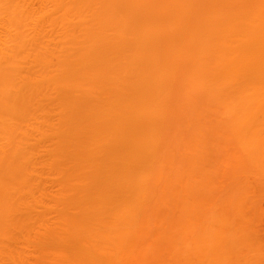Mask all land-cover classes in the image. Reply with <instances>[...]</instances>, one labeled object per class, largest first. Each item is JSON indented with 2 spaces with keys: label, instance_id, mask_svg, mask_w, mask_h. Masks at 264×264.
<instances>
[{
  "label": "bare ground",
  "instance_id": "obj_1",
  "mask_svg": "<svg viewBox=\"0 0 264 264\" xmlns=\"http://www.w3.org/2000/svg\"><path fill=\"white\" fill-rule=\"evenodd\" d=\"M261 192L264 0H0V264H260Z\"/></svg>",
  "mask_w": 264,
  "mask_h": 264
},
{
  "label": "rangeland",
  "instance_id": "obj_2",
  "mask_svg": "<svg viewBox=\"0 0 264 264\" xmlns=\"http://www.w3.org/2000/svg\"><path fill=\"white\" fill-rule=\"evenodd\" d=\"M37 6V7H36ZM39 6H40V4L38 3V2H36V4L34 5V7H35V9H37V8H39ZM223 180H225V179H223ZM253 180H251V182H252ZM255 181H253L252 183H254ZM225 193H227V192H225ZM229 194H231V193H229ZM259 195H257V200L256 199H254V201L253 200H249L248 201V203L246 202V208H250V209H252L253 207L254 208H256V207H262V208H264V193H262L261 192V196H260V193H258ZM227 195V194H226ZM226 195H225V197H226ZM217 196H219V197H223L224 195H218L217 194ZM228 196V195H227ZM230 196H232V194L230 195ZM258 196H260V201L258 202V199H259V197ZM229 197V196H228ZM219 199V198H218ZM222 200L224 201V199L222 198L221 200H219V202L221 201V203H222ZM252 201V202H251ZM255 202H257V203H255ZM249 203H255V204H253V207L251 208V206L249 207ZM249 204V205H248ZM234 205V204H233ZM252 205V204H251ZM251 214L252 213H250V217H253V214H252V216H251ZM258 264V263H257ZM260 264H264V262L262 261Z\"/></svg>",
  "mask_w": 264,
  "mask_h": 264
}]
</instances>
